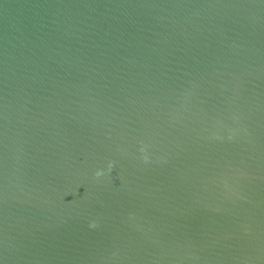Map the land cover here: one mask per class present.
<instances>
[{"label": "water", "instance_id": "1", "mask_svg": "<svg viewBox=\"0 0 264 264\" xmlns=\"http://www.w3.org/2000/svg\"><path fill=\"white\" fill-rule=\"evenodd\" d=\"M0 264H264V0H0Z\"/></svg>", "mask_w": 264, "mask_h": 264}, {"label": "clouds", "instance_id": "2", "mask_svg": "<svg viewBox=\"0 0 264 264\" xmlns=\"http://www.w3.org/2000/svg\"><path fill=\"white\" fill-rule=\"evenodd\" d=\"M111 166H112V165H111V162H110V164H109V168H111ZM96 175H97V176H99V175H101V173H100L99 171H97ZM91 226H92V227H95V225H94V224H93V225H91Z\"/></svg>", "mask_w": 264, "mask_h": 264}]
</instances>
